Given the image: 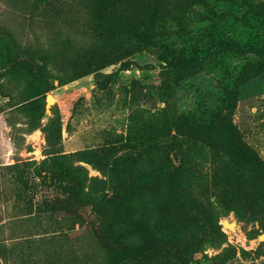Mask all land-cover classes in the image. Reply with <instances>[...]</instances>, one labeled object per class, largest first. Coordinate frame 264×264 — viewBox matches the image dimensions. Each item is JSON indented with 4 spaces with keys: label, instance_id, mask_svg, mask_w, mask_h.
I'll return each mask as SVG.
<instances>
[{
    "label": "trees",
    "instance_id": "16d2710c",
    "mask_svg": "<svg viewBox=\"0 0 264 264\" xmlns=\"http://www.w3.org/2000/svg\"><path fill=\"white\" fill-rule=\"evenodd\" d=\"M32 1L57 15L66 13L70 2ZM83 1L90 34L82 44L70 46L63 59L49 46L35 50L24 45L14 31L0 26L7 69L27 73L37 83L56 79L65 85L91 76L102 86L110 81L105 70L114 68V77L131 67V57L150 52L167 88L175 90L207 71L216 76L214 88L221 99L217 106L199 104V111L161 119L145 110L130 113L123 144L130 151L124 157H113L115 149L109 143L63 153L60 123L49 120L43 128L46 159L32 169L21 167L20 175L7 176L14 197L31 190L41 193L37 200L34 194L29 197L22 220L33 226L17 228L12 220L0 221V264H191L195 250L207 243L204 226L216 233L222 228L202 200L191 206L183 202L184 181L194 170L195 153L213 161L211 184L222 192V203L238 220L257 221L264 233V159L233 123L242 89L264 74V43L218 39L200 56L187 55L170 42L192 40L197 23L217 24L226 16L224 6L238 5L250 14L264 15V1ZM67 21L62 19V24ZM235 60L238 66L229 70ZM34 120L28 121L26 134L39 127L31 126ZM153 154L158 155L155 162ZM172 154L180 159L177 165ZM77 161L107 175L110 192L85 191L79 167L73 166ZM35 176L39 180L34 181ZM75 227H87L88 235L71 236Z\"/></svg>",
    "mask_w": 264,
    "mask_h": 264
},
{
    "label": "rangeland",
    "instance_id": "374dc122",
    "mask_svg": "<svg viewBox=\"0 0 264 264\" xmlns=\"http://www.w3.org/2000/svg\"><path fill=\"white\" fill-rule=\"evenodd\" d=\"M83 2L70 0L68 11L57 15L45 4L38 5L39 2L32 0H0V26L14 31L24 45L35 50L49 46L63 59L68 50L71 52L70 46L82 44L90 34ZM222 10L226 16L217 24L197 23L192 40L172 38L170 42H175L176 48L187 55L198 53L200 56H205L206 48L218 39L242 45L264 43V15L250 14L238 5L224 6ZM64 18L68 20L66 25L62 24ZM6 60L0 43V221L12 220L17 228L34 225L32 221L22 220L29 210V197L34 194L37 200L41 192L31 190L16 198L10 191L7 176L20 175L21 167L32 169L46 159L43 128L49 120L57 119L60 123L63 153L109 143L115 149L113 157H124L130 151L123 147L130 113L145 110L161 119L163 115L173 117L183 111H199V104L214 107L221 99V92L214 88L216 76L208 75L207 71L175 90L167 88L161 82L160 67L150 52L131 57V67L114 77H111L114 68L105 70L104 76L110 81L102 86L96 85L91 76L65 85L56 79L37 83L27 73L8 70ZM238 64L235 60L228 69H235ZM50 68L53 73L58 72L53 65ZM210 92L214 95L208 96ZM47 95L54 102L46 106ZM33 118L31 126L39 127L26 134L28 121ZM233 123L264 159V74L242 89ZM152 156L157 161L158 155ZM170 157L175 165L180 161L178 156ZM191 162L194 170L184 181V204L191 206L196 200H202L212 210L211 218L215 217L213 221L217 224L224 218L236 221L235 232L221 228L216 233L204 226L207 243L195 250L191 264H264V240L257 238L264 234L259 223L238 220L234 211L222 203V192L214 190L211 184L213 161L207 154L195 153ZM222 163L226 165L225 160ZM4 166L13 169H4ZM73 166L79 167L84 189L89 194L110 192L107 175L86 162L77 161ZM33 180H39L38 176ZM69 233L82 239L89 229L75 227Z\"/></svg>",
    "mask_w": 264,
    "mask_h": 264
},
{
    "label": "water",
    "instance_id": "95a60500",
    "mask_svg": "<svg viewBox=\"0 0 264 264\" xmlns=\"http://www.w3.org/2000/svg\"><path fill=\"white\" fill-rule=\"evenodd\" d=\"M50 95H47L46 97V106H47V98ZM220 225L222 228H226L231 232H235V226H236V221H229L227 218H224L221 220ZM259 240H264V234H260L257 237Z\"/></svg>",
    "mask_w": 264,
    "mask_h": 264
},
{
    "label": "bare ground",
    "instance_id": "6f19581e",
    "mask_svg": "<svg viewBox=\"0 0 264 264\" xmlns=\"http://www.w3.org/2000/svg\"><path fill=\"white\" fill-rule=\"evenodd\" d=\"M48 102H54V98L52 97V96H49L48 98H47V103Z\"/></svg>",
    "mask_w": 264,
    "mask_h": 264
}]
</instances>
